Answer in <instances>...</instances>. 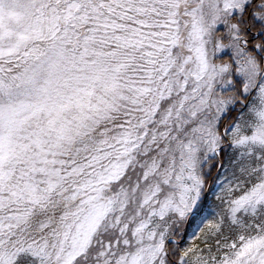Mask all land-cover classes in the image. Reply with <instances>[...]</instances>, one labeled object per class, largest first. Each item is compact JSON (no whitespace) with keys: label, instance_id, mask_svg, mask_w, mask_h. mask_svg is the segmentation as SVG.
<instances>
[{"label":"snow or ice","instance_id":"snow-or-ice-1","mask_svg":"<svg viewBox=\"0 0 264 264\" xmlns=\"http://www.w3.org/2000/svg\"><path fill=\"white\" fill-rule=\"evenodd\" d=\"M0 264H264V0H0Z\"/></svg>","mask_w":264,"mask_h":264}]
</instances>
